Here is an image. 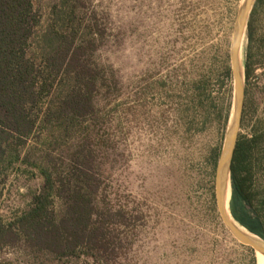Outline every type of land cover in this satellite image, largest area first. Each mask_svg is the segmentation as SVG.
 Instances as JSON below:
<instances>
[{
	"label": "rangeland",
	"instance_id": "rangeland-1",
	"mask_svg": "<svg viewBox=\"0 0 264 264\" xmlns=\"http://www.w3.org/2000/svg\"><path fill=\"white\" fill-rule=\"evenodd\" d=\"M82 2L81 13L94 17L101 30L95 59L112 78L97 97L99 113L89 132L94 166L104 192L124 208L126 224L113 255L60 264H253L255 252L224 223L210 157L221 152L231 120L230 50L242 0ZM57 3L35 1L41 28ZM240 64L245 94L238 137L257 138L249 166L251 171L252 161L259 196L264 190V3L254 15L252 38L249 14ZM45 140V133L29 139L24 153L36 160ZM71 144L56 151L65 156ZM15 166L0 175L3 218L24 210L30 191L42 182L31 173L33 166ZM0 264L58 262L17 246L0 252Z\"/></svg>",
	"mask_w": 264,
	"mask_h": 264
},
{
	"label": "trees",
	"instance_id": "trees-1",
	"mask_svg": "<svg viewBox=\"0 0 264 264\" xmlns=\"http://www.w3.org/2000/svg\"><path fill=\"white\" fill-rule=\"evenodd\" d=\"M35 1L0 0V175L24 163L42 179L30 191L24 210L0 217V252L24 246L58 264L110 256L120 246L126 214L104 192L90 144L89 132L99 113L97 97L112 79L95 59L101 30L94 17L81 13L82 0H58L41 28ZM263 3L256 0L251 10V38L254 15ZM42 133L45 147L31 160L24 148ZM256 139L236 142L230 211L264 239V190L257 196L252 161L251 171L249 166ZM70 141L71 152L64 156L56 151ZM210 155L215 167L220 150ZM252 261L256 263L255 256Z\"/></svg>",
	"mask_w": 264,
	"mask_h": 264
},
{
	"label": "water",
	"instance_id": "water-1",
	"mask_svg": "<svg viewBox=\"0 0 264 264\" xmlns=\"http://www.w3.org/2000/svg\"><path fill=\"white\" fill-rule=\"evenodd\" d=\"M255 2L256 0H242L235 22L230 50L231 69L234 76L233 110L231 114V120L226 132L224 144L216 164L215 197L224 223L229 228L233 236L241 243L250 246L254 250L255 254L256 252H259L264 255V239L240 224L233 217L230 211V206V217L227 215L226 211L223 208V196L226 186V180L227 176H229L230 178L231 174V161L238 137V130L241 124L245 94L242 68L240 64V48L247 27L249 14Z\"/></svg>",
	"mask_w": 264,
	"mask_h": 264
},
{
	"label": "bare ground",
	"instance_id": "bare-ground-1",
	"mask_svg": "<svg viewBox=\"0 0 264 264\" xmlns=\"http://www.w3.org/2000/svg\"><path fill=\"white\" fill-rule=\"evenodd\" d=\"M230 196H231V183H230L229 176H227L226 186H225V191H224V196H223V208L229 217H230V214H229V209H228L226 201L228 200L229 202ZM255 255H256V263L264 264V255L259 252H256Z\"/></svg>",
	"mask_w": 264,
	"mask_h": 264
},
{
	"label": "flooded vegetation",
	"instance_id": "flooded-vegetation-1",
	"mask_svg": "<svg viewBox=\"0 0 264 264\" xmlns=\"http://www.w3.org/2000/svg\"><path fill=\"white\" fill-rule=\"evenodd\" d=\"M238 139H242V138L239 136V137H237V140H238ZM249 141L251 142V140H249ZM236 142H237V141H236ZM235 146H236V145H235Z\"/></svg>",
	"mask_w": 264,
	"mask_h": 264
}]
</instances>
